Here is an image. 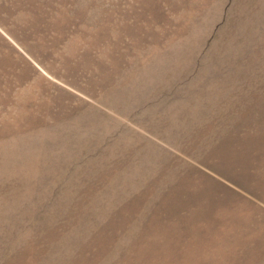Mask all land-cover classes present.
<instances>
[{
	"label": "rangeland",
	"instance_id": "rangeland-1",
	"mask_svg": "<svg viewBox=\"0 0 264 264\" xmlns=\"http://www.w3.org/2000/svg\"><path fill=\"white\" fill-rule=\"evenodd\" d=\"M263 188L264 0H0V264H264Z\"/></svg>",
	"mask_w": 264,
	"mask_h": 264
},
{
	"label": "bare ground",
	"instance_id": "bare-ground-1",
	"mask_svg": "<svg viewBox=\"0 0 264 264\" xmlns=\"http://www.w3.org/2000/svg\"><path fill=\"white\" fill-rule=\"evenodd\" d=\"M257 100H258V99H257ZM242 109H243V108H242ZM183 111H184V110H183ZM184 112H185V111H184ZM239 112H240V111H239ZM171 117H172V116H171ZM228 117H229V116H228ZM230 118H231V117H230ZM226 121H227V120H226ZM189 123H190V122H189ZM186 124H187V123H186ZM192 124H193V123L191 122V125H192ZM178 125H179V124H178ZM178 125H177V126H178ZM194 125H195V124H194ZM198 125H200V124L198 123ZM217 125H218V124H217ZM186 127L189 128L188 124H187ZM204 127H205V126H204ZM213 127H215V126H213ZM217 127H219V126H217ZM221 127H222V126H221ZM227 127H228V126H227ZM227 127H226V128H227ZM176 128L179 129V128H182V126H181V127H176ZM184 128H185V126H184ZM184 128H183V129H184ZM199 128H200V126H199ZM201 128H202V125H201ZM185 129H186V128H185ZM210 129H211V128H210ZM213 129H215V128H213ZM65 130H66V129H65ZM180 130H181V129H180ZM198 130H199V129H198ZM198 130H197V134H198ZM217 130H218V129H217ZM192 131H193V130H192ZM220 131L223 132V130H220ZM70 132H71V131H70ZM200 132H201V131H200ZM71 133H72V132H71ZM188 134H189V133H188ZM202 134H203V133H202ZM208 136H209V135H208ZM208 136H207V137H208ZM218 136H220V134H218ZM195 137H196V136H195ZM207 137H206V139H207ZM210 137H211V135H210ZM202 138H203V137H202ZM204 138H205V137H204ZM204 138H203V139H204ZM214 138H216V137H214ZM211 139H212V138H211ZM208 140H209V139H208ZM213 140H214V139H213ZM209 141H210V140H209ZM209 141H208L207 143H209ZM217 141H218V140H217ZM200 143H201V145L203 146V144H202L203 141L200 142ZM213 143H214V142H213ZM130 145H131V144H130ZM150 145H151V144H150ZM150 145H149V146H150ZM186 145H187V144H186ZM204 145H205V144H204ZM206 145H207V144H206ZM132 146H133V145H132ZM207 146H208V145H207ZM209 146H210V145H209ZM212 146H213V145H212ZM130 147H131V146H130ZM199 147H200V146H199ZM203 147H205V146H203ZM132 148H133V147H132ZM147 148H148V147H147ZM185 148H186V147H185ZM197 148H198V147H197ZM197 148H196V149H197ZM133 149H135V148H133ZM189 149H190V148H189ZM196 149H194L193 151H196ZM200 149H201V148H200ZM200 149H199L198 151H200ZM131 150H132V149H131ZM184 150H185V149H184ZM136 151H137V150H136ZM142 151H143V150H142ZM153 153H154V152H153ZM141 154H142V153H141ZM193 154H194V153H193ZM202 154H203V153H202ZM138 155H139V154H138ZM151 155H153V154L151 153V154L148 155V156H151ZM154 155H155V154H154ZM159 156H160V155H159ZM197 156H198V155H197ZM146 157H147V155H146ZM155 157H156V156H155ZM201 157H202V156H201ZM201 157H198V158H201ZM142 158H143V157H142ZM142 158H141V159H142ZM148 158H149V157H148ZM198 158H197V159H198ZM146 159H147V158H146ZM150 159H151V158H150ZM152 159H154V158H152ZM143 161H144V160H143ZM151 161H152V160H151ZM154 161H157V160H154ZM159 161H160V160H159ZM139 162H140V161H139ZM141 162H142V161H141ZM141 162H140V163H141ZM145 162L148 163L147 161H145ZM145 162H144V163H145ZM149 163H151V162L149 161ZM151 164H152V163H151ZM154 164H155V163H153V165H154ZM160 164H161V163H160ZM160 164H159V165H160ZM184 164H185V163H184ZM144 166H145V164H144ZM146 166H148V165H146ZM149 166H150V164H149ZM156 166H157V165H156ZM186 166H187V164H186ZM141 168H142V167H141ZM141 168H140V170H141ZM148 168H149V167H148ZM151 168H153V167L151 166ZM155 168H156V167H155ZM157 168H158V167H157ZM152 170H153V169H152ZM141 171H142V170H141ZM150 171H151V170H150ZM138 172H140V171H138ZM153 172H154V171H153ZM173 173H174V172H173ZM199 173H200V172H199ZM155 174H156V172H155ZM152 175H153V174H152ZM173 175H174V174H173ZM176 175H177V174H176ZM140 176H141V173H140ZM155 176H156V175H155ZM169 176H170V175H169ZM147 177H148V175H147ZM160 178H161V177H160ZM173 178H174V176H173ZM168 180H169V179H168ZM171 180H172V179H171ZM210 184H211V183H210ZM190 187H191V186H190ZM263 189H264V188H263ZM259 190H260V189H259ZM200 191H201V190H200ZM210 191H211V190H210ZM218 191H219V190H218ZM260 191H261V190H260ZM260 191H258V192H260ZM219 193H220V192H219ZM217 194H218V193H217ZM263 194H264V193H263ZM263 194H262V195H263ZM163 196H164V195H163ZM208 196H209V195H208ZM216 197H217V196H216ZM263 197H264V196H263ZM150 198H151V197H150ZM192 198H193V197H192ZM207 199H208V198H207ZM231 201H232V200H231ZM244 201H245V200H244ZM221 202H222V201H221ZM224 202H225V201H224ZM218 203H219V202H218ZM242 203H243V202H241L240 205H241ZM197 204H198V203H197ZM203 204H204V203H203ZM190 205H191V204H190ZM218 205L220 206V204H218ZM243 207H244V205H243ZM247 207H248V206H247ZM251 207H252V205H251ZM212 208H213V207H212ZM227 208H228V207H227ZM233 208L235 209V207H233ZM260 208H261V207H260ZM218 209H219V208H218ZM238 209H241V208H238ZM213 210H214V209H213ZM231 210L233 211V209H230L229 212H231ZM252 210H254V209H252ZM257 210H258V209H257ZM259 210H260V209H259ZM220 211H221V210H220ZM224 211H225V210H224ZM224 211H222V212H224ZM236 211H237V210H236ZM239 211H241V210H239ZM239 211H238V212H239ZM225 212H227V211H225ZM194 213H195V212H194ZM216 213H217V209H216ZM227 213H228V212H227ZM236 213H237V212H236ZM239 213H240V212H239ZM245 213H249V212H245ZM260 213H262V212H260ZM201 214H202V213H201ZM234 214H235V213H234ZM237 214H238V213H237ZM249 214L251 215L252 213H249ZM235 215H236V214H235ZM240 215H242V214H240ZM250 215H248V216H250ZM199 216H200V215H199ZM221 216H222V215H221ZM229 216H231V213H230ZM237 216H238V215H237ZM237 216H236V217H237ZM243 216H244V215H243ZM245 216H246V214H245ZM194 217H195V216H194ZM217 217H218V216H217ZM227 217H228V216H227ZM234 217H235V216H234ZM234 217H233V218H234ZM255 217H256V216H255ZM222 218H223V216H222ZM229 218H230V217H229ZM244 218H246V217H244ZM244 218H243V220H244ZM223 219H224V218H223ZM234 219H235V218H234ZM249 219H250V217H249ZM251 219H252V218H251ZM258 219H260V217H259ZM218 220H220V218H218ZM246 220L248 221V219H246ZM246 220H245V221H246ZM220 221H221V220H220ZM222 221H223V220H222ZM226 221H228V219H227ZM229 221H231V220H229ZM247 221H246V222H247ZM254 221H255V220H254ZM207 222H208V221H207ZM218 222H219V221H218ZM232 222H233V221H232ZM232 222H231V224H232ZM234 222H236V220H234ZM227 223H229V222H227ZM227 223H226V224H227ZM239 223H240V221H239ZM239 223H238V224H239ZM254 223H255V222H254ZM260 223H261V222H260ZM260 223H258V224H260ZM220 224H222V223H220ZM238 224H237V225H238ZM247 224H248V223H247ZM251 224H252V223H251ZM258 224H257V225H258ZM222 225H223V224H222ZM243 225H244V224H243ZM252 225H253V224H252ZM230 226H231V225H230ZM238 226H240V225H238ZM261 226H262V225H261ZM225 227H226V226H225ZM241 227H242V226H241ZM251 227H253V226H251ZM135 228H136V227H135ZM222 228H224V227H222ZM236 228H238V227H236ZM249 228H250V227H249ZM249 228H248V229H249ZM255 228H256V227H255ZM262 228H263V227H262ZM225 229H226V228H225ZM234 229H235V228H234ZM252 229H253V228H252ZM263 229H264V228H263ZM263 229L261 230L262 232H264ZM218 230H219V229H218ZM236 230H237V229H236ZM243 230H244V228H243ZM237 231H238V230H237ZM246 231H247V230H246ZM151 232H152V231H151ZM219 232H221V231H219ZM223 232H224V231H223ZM233 232H234V231H233ZM243 232H244V231H243ZM247 232H248V231H247ZM252 232H253V231H252ZM254 232H255V231H254ZM196 233H197V232H196ZM255 233H256V232H255ZM259 233H260V232H259ZM218 234H219V233H218ZM146 235H147V234H146ZM240 235H241V233H240ZM240 235H239V236H240ZM252 235H253V234H252ZM199 236H200V235H199ZM247 236H248V235H247ZM167 237H168V236H167ZM243 237H244V236H243ZM260 237H261V236H260ZM232 238H234V237H232ZM232 238H231V239H232ZM239 238H240V237H239ZM214 239H215V238H214ZM236 239H237V238H236ZM236 239H234V240L236 241ZM241 239H242V238H241ZM245 239H247V238H245ZM168 240H169V239H168ZM188 240H189V239H188ZM212 240H213V239H212ZM238 240L240 241V239H238ZM247 240H248V239H247ZM258 240H259V239H258ZM241 241H242V240H241ZM252 241H254V240H252ZM260 241H261V240H260ZM173 242H174V241H173ZM228 242H229V241H228ZM230 242H231V241H230ZM237 242H238V241H237ZM245 242H246V241H245ZM254 242H255V241H254ZM254 242H253V243H254ZM238 243H239V242H238ZM238 243H236L237 246H238ZM241 243H242V242H241ZM243 243H244V242H243ZM243 243H242V244H243ZM152 244H153V243H152ZM152 244H151V245H152ZM171 244H173V243H171ZM209 244H210V243H209ZM233 244H234V243H233ZM236 244H235V245H236ZM249 244H250V243H249ZM261 244H262V243H261ZM137 245H138V244H137ZM254 245H255V244H254ZM256 245H257V244H256ZM181 246H182V245H181ZM211 246H213V245H211ZM237 246H236V248H237ZM245 246H246V245H245ZM205 247H206V246H205ZM221 247H222V246H221ZM221 247H220V248H221ZM223 247H224V246H223ZM223 247H222V248H223ZM230 247H231V246H230ZM232 247H233V246H232ZM232 247H231V248H232ZM243 247H244V246H243ZM253 247H254V246H253ZM215 248H216V247H215ZM222 248H221V249H222ZM226 248H227V247H226ZM231 248H230V249H231ZM261 248H262V247H261ZM213 249H214V248H213ZM217 249H218V248H217ZM217 249H216V250H217ZM252 249H253V248H252ZM224 250H225V248H224ZM228 250H229V249H228ZM217 251H218V250H217ZM242 251H243V249H242ZM242 251H239V252H242ZM254 251H255V250H254ZM262 251H263V250H262ZM226 252H227V251H226ZM230 252H231V250H230ZM230 252H229V253H230ZM173 253H174V252H173ZM214 253H217V252H214ZM242 253H243V252H242ZM256 253H257V252H256ZM183 254H184V253H183ZM193 254H194V253H193ZM230 254H231V253H230ZM211 255H212V254H211ZM224 255H225V254H224ZM224 255H223V256H224ZM241 255H243V254H241ZM261 255H262V254H261ZM208 256H209V255H208ZM213 256H215V254H213ZM219 256H220V255H219ZM237 256H238V255H237ZM255 256H256V255H255ZM186 257H187V256H186ZM231 257H232V256H231ZM157 258H158V257H157ZM159 258H160V257H159ZM172 258H173V257H172ZM256 258H257V257H256ZM263 258H264V256H263ZM165 259H166V258H165ZM210 259H211V258H210ZM223 259H224V258H223ZM221 260H222V259H221ZM224 260H225V259H224ZM228 260H229V259H228ZM263 260H264V259H263ZM252 261H253V260H252ZM258 261H259V260H258ZM178 262H179V261H178ZM245 263H246V262H245ZM156 264H157V263H156ZM169 264H170V263H169ZM189 264H190V263H189ZM227 264H228V262H227ZM233 264H234V262H233ZM257 264H258V263H257Z\"/></svg>",
	"mask_w": 264,
	"mask_h": 264
}]
</instances>
